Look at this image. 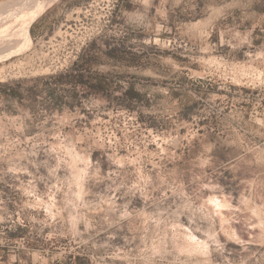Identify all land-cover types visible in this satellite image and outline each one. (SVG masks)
Listing matches in <instances>:
<instances>
[{"label":"rangeland","instance_id":"obj_1","mask_svg":"<svg viewBox=\"0 0 264 264\" xmlns=\"http://www.w3.org/2000/svg\"><path fill=\"white\" fill-rule=\"evenodd\" d=\"M54 4L0 52V264H264V0Z\"/></svg>","mask_w":264,"mask_h":264},{"label":"bare ground","instance_id":"obj_2","mask_svg":"<svg viewBox=\"0 0 264 264\" xmlns=\"http://www.w3.org/2000/svg\"><path fill=\"white\" fill-rule=\"evenodd\" d=\"M25 1L22 3L23 5ZM55 1L56 0H27V2L30 3V7L24 10L23 8L25 6H22L21 8L24 11H19L20 13L12 12L15 18L7 21L0 27V52H3V54L8 51L9 53H13L21 50L24 45L30 44V28L32 24L48 7L55 3ZM3 56H6V54Z\"/></svg>","mask_w":264,"mask_h":264},{"label":"crops","instance_id":"obj_3","mask_svg":"<svg viewBox=\"0 0 264 264\" xmlns=\"http://www.w3.org/2000/svg\"><path fill=\"white\" fill-rule=\"evenodd\" d=\"M57 6L54 4L46 9V11L36 20L39 24L43 21H45L46 18L50 17L52 13L55 11V8ZM35 22V23H36Z\"/></svg>","mask_w":264,"mask_h":264},{"label":"trees","instance_id":"obj_4","mask_svg":"<svg viewBox=\"0 0 264 264\" xmlns=\"http://www.w3.org/2000/svg\"><path fill=\"white\" fill-rule=\"evenodd\" d=\"M76 82H79V83H81V81H76ZM5 85H8L7 83H5V84H3V86H5ZM126 94L129 96V98H131V99H136L138 96V93L134 90V89H130V90H128L127 92H126ZM22 96H19V98H21Z\"/></svg>","mask_w":264,"mask_h":264}]
</instances>
